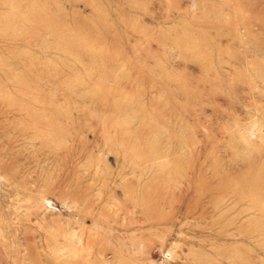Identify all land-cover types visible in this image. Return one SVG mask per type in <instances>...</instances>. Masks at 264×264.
<instances>
[{
	"label": "rangeland",
	"instance_id": "rangeland-1",
	"mask_svg": "<svg viewBox=\"0 0 264 264\" xmlns=\"http://www.w3.org/2000/svg\"><path fill=\"white\" fill-rule=\"evenodd\" d=\"M0 264H264V0H0Z\"/></svg>",
	"mask_w": 264,
	"mask_h": 264
}]
</instances>
